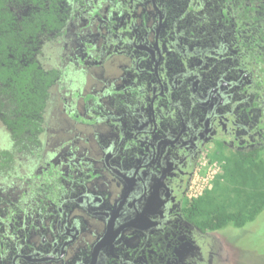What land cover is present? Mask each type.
<instances>
[{"label": "flooded vegetation", "instance_id": "flooded-vegetation-1", "mask_svg": "<svg viewBox=\"0 0 264 264\" xmlns=\"http://www.w3.org/2000/svg\"><path fill=\"white\" fill-rule=\"evenodd\" d=\"M43 1L7 3L57 28L8 54L41 72L22 144L0 83V264H222L188 189L202 161L264 148V0Z\"/></svg>", "mask_w": 264, "mask_h": 264}, {"label": "trees", "instance_id": "trees-1", "mask_svg": "<svg viewBox=\"0 0 264 264\" xmlns=\"http://www.w3.org/2000/svg\"><path fill=\"white\" fill-rule=\"evenodd\" d=\"M8 1L0 0V83L10 104L9 113L3 114L4 121L12 128L13 134H9V140L14 145L15 138L22 144L25 135L21 134L27 126L38 130L35 112L29 109V105L36 104L42 92L40 81L34 82L35 79H41V72L35 70L32 74L30 70L18 69L12 63H18L20 54L29 48L26 44L29 36H34L41 28H57V17L56 12L39 10L33 15L32 21L25 19L17 26L7 6ZM32 1L39 8L45 7L43 0ZM48 1L51 11L56 10L54 0ZM8 54L18 59L9 64L11 60ZM47 81L50 85L51 73ZM29 140L31 142L33 138ZM20 146H17L18 151L23 153L26 148ZM213 162L219 166V172L212 180L211 188L192 200L187 213L203 232H219L228 227L242 229L264 212V148L213 157Z\"/></svg>", "mask_w": 264, "mask_h": 264}, {"label": "rangeland", "instance_id": "rangeland-1", "mask_svg": "<svg viewBox=\"0 0 264 264\" xmlns=\"http://www.w3.org/2000/svg\"><path fill=\"white\" fill-rule=\"evenodd\" d=\"M58 136L64 139L65 134L52 133L50 140ZM23 159L22 154L16 155L17 163H23ZM216 170L214 163L207 165L206 161H202L190 183L188 195L192 197L197 194L205 186L206 178L208 181ZM215 233L212 237L213 256L222 264H264V212L242 229L228 227Z\"/></svg>", "mask_w": 264, "mask_h": 264}, {"label": "built area", "instance_id": "built-area-1", "mask_svg": "<svg viewBox=\"0 0 264 264\" xmlns=\"http://www.w3.org/2000/svg\"><path fill=\"white\" fill-rule=\"evenodd\" d=\"M214 165H216L217 170L214 172L213 176H212L208 181H207L208 178H206V183L203 182V183H205V186H203L202 189H201L197 194H195L194 196H192V198H197V197H199L200 195H202V193H203L205 190L211 188V182H212V180L214 179V177L218 174V171H219V166H218L216 163H214Z\"/></svg>", "mask_w": 264, "mask_h": 264}]
</instances>
